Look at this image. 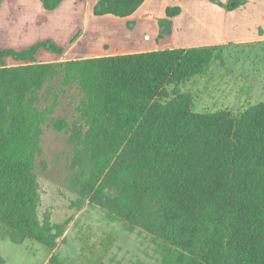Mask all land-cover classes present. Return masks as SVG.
I'll return each instance as SVG.
<instances>
[{"label": "trees", "instance_id": "trees-1", "mask_svg": "<svg viewBox=\"0 0 264 264\" xmlns=\"http://www.w3.org/2000/svg\"><path fill=\"white\" fill-rule=\"evenodd\" d=\"M39 1L48 11L63 2ZM143 1L96 0L92 13L125 17ZM210 1L227 10L246 3ZM180 12L166 6L155 50L39 61L40 50L63 47L47 39L0 49L2 237L54 248L64 233L39 212L35 164L47 125L69 132L80 196L127 231L150 235L160 264H264V101L195 111L179 87L221 61L224 47L174 48ZM71 90L78 104L69 122L56 111ZM46 264H59L57 255Z\"/></svg>", "mask_w": 264, "mask_h": 264}, {"label": "rangeland", "instance_id": "rangeland-1", "mask_svg": "<svg viewBox=\"0 0 264 264\" xmlns=\"http://www.w3.org/2000/svg\"><path fill=\"white\" fill-rule=\"evenodd\" d=\"M86 1L88 7L92 0ZM185 2V8L189 10L190 3ZM199 3L202 21L212 22V12L201 1ZM170 4L167 6H177V3ZM241 23L234 29L235 34L245 32L247 25L243 26L245 21ZM126 25L131 28V24ZM65 26L70 27L71 35L64 47L84 35L97 48L89 57H95L99 50L107 53L105 50L114 44V34L125 27L122 20L114 18ZM62 27L59 25V30H63ZM209 29L203 26L188 29L185 42L197 44L195 37L210 35ZM70 52L56 58L64 61L60 59L69 58ZM6 59L8 65L18 63L10 57ZM168 88L171 90L172 86ZM179 89L189 93L195 111L199 112L219 109L236 112L264 101V42L224 47L221 61L216 60L202 76L181 83ZM74 94L71 90L63 96L56 111V116H66L69 122L77 116L78 98ZM73 161L69 132L44 125L35 164L39 212L49 213L52 222L63 224L64 233L54 248L31 239L15 244L0 234V264H46L51 254L57 255L59 264H160V250L150 235L140 229L127 231L121 222L107 219L99 206L89 204L87 198L80 196L79 186L84 179H77V165Z\"/></svg>", "mask_w": 264, "mask_h": 264}, {"label": "crops", "instance_id": "crops-1", "mask_svg": "<svg viewBox=\"0 0 264 264\" xmlns=\"http://www.w3.org/2000/svg\"><path fill=\"white\" fill-rule=\"evenodd\" d=\"M95 1L92 0L87 7L86 0H63L56 9L48 11L42 7L39 0H0V49H23L37 41L49 39L63 47L64 55L71 51L69 58L60 60L88 58L95 46L84 35L79 36L67 48L64 47V42L70 39L71 35L70 27L65 25L74 23L83 25L90 21L114 18L122 20L125 27L114 34L115 37L112 40L114 44L105 50L107 53L98 49L99 52L95 57L155 50L157 48L155 40L158 19L163 17L167 3H173V5L177 3V6L181 8L180 14L173 20L171 43L174 48L204 45L226 47L232 44L238 46L264 42V0H246L244 5L232 10H227L210 0H200L202 5L212 12L213 19L208 24L200 18L199 0H185L190 3L189 10L187 7L185 8V1L144 0L135 12L125 17L110 14L93 15L92 9ZM220 1L227 2V0ZM257 4L259 5L257 6ZM238 20L242 23L245 21L243 26H247L245 32L240 31L239 34H235L234 29L241 23ZM128 22L131 23V28L127 27ZM59 25H63V30H59ZM200 26L210 27V35L195 37V40L198 41L197 44L185 42V35L189 33L188 29H196ZM247 30L250 31L247 32ZM61 54L40 50L37 59L39 61H58L56 57ZM6 58L4 61L7 60Z\"/></svg>", "mask_w": 264, "mask_h": 264}]
</instances>
